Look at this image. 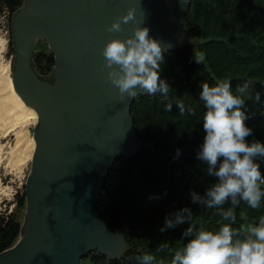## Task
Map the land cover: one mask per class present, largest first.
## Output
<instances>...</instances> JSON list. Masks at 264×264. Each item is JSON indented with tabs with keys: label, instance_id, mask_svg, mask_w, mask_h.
I'll return each mask as SVG.
<instances>
[{
	"label": "water",
	"instance_id": "obj_1",
	"mask_svg": "<svg viewBox=\"0 0 264 264\" xmlns=\"http://www.w3.org/2000/svg\"><path fill=\"white\" fill-rule=\"evenodd\" d=\"M192 0H25L13 20L16 93L38 116L35 151L26 180V217L16 245L0 264H80L92 252L118 259L126 248L95 212L117 159L134 158L143 141L126 99L107 80L103 50L138 26L164 45L162 55L185 48L183 29ZM136 23L108 28L128 9ZM56 60V83L41 81L31 62L37 41ZM170 46V47H169ZM123 100V101H122Z\"/></svg>",
	"mask_w": 264,
	"mask_h": 264
},
{
	"label": "trees",
	"instance_id": "obj_2",
	"mask_svg": "<svg viewBox=\"0 0 264 264\" xmlns=\"http://www.w3.org/2000/svg\"><path fill=\"white\" fill-rule=\"evenodd\" d=\"M25 5V0H0V15H7L9 24ZM183 29L189 36L187 46L168 53L160 62L161 80L168 83V97L159 92L140 96L131 108V117L142 150L132 159H117L106 179L101 203L95 207L101 224L114 235L122 236L126 248L118 259L92 252L80 264H145V254L155 257L149 264H171L176 251L182 249L201 230L216 232L224 224L220 212L230 202L209 208L207 192L219 179L208 175V165L198 156L204 141L203 115L200 101L202 83L210 86L219 80H230L235 92L238 84L252 81L246 97V125L253 129L247 142L264 143V0H192ZM12 67L15 47L9 41ZM196 55H203L202 63ZM53 53L40 50L34 54L33 68L41 78L55 72ZM261 93L256 103L254 94ZM186 111L180 115L177 103ZM172 104L171 111L165 106ZM191 109L193 114L188 113ZM177 150L180 154L177 155ZM264 175V158L257 157ZM219 166V165H218ZM217 166V168H218ZM264 189V185L261 186ZM199 197V199H194ZM187 208L185 222L164 232L166 219ZM26 211V186L15 195L14 209L0 212V255L12 249L20 239L22 216ZM234 229L258 225L264 217V198L260 207L251 209L246 203L236 208ZM191 227L192 235L185 233ZM248 233L241 230L236 240ZM167 245V247H161Z\"/></svg>",
	"mask_w": 264,
	"mask_h": 264
},
{
	"label": "clouds",
	"instance_id": "obj_3",
	"mask_svg": "<svg viewBox=\"0 0 264 264\" xmlns=\"http://www.w3.org/2000/svg\"><path fill=\"white\" fill-rule=\"evenodd\" d=\"M186 2L182 0V3ZM136 22V9L130 8L126 15L111 24L108 32H121L122 25ZM149 33V28L138 26L126 39L109 37L104 47L102 54L107 80L118 89L122 98H136L140 92L151 96L159 92L163 97H168L169 85L160 77L164 45L150 37ZM195 57L197 63L203 62V55ZM251 86L252 81H246L238 84L234 92L231 81L227 79L219 80L212 86L207 82L202 83L200 101L206 109L203 115L205 136L198 158L207 163L208 175L219 179V183L207 192V206L213 208L230 202L231 207L222 210L220 215L223 220L232 223L224 224L216 232H197L195 238L175 252L171 264H264V217L259 219L258 225H242L241 229L232 227L237 220L236 208L241 202L256 209L264 198L261 187L264 185V175L261 164L257 162V157L264 158V143L255 140L249 143L246 139L253 134V129L246 125V120L250 118L246 110V97ZM254 100L256 103L261 101L260 92L254 94ZM177 106L180 115H184V103H177ZM171 109L172 104L165 106L166 111ZM187 111L193 114L190 108ZM179 154L180 150H177ZM185 213L190 219L189 209H181L174 220L166 219L160 231L184 223ZM241 230L248 233L247 238L234 242V236L239 235ZM192 233L193 229L189 227L185 235ZM141 259L149 264L155 257L145 254Z\"/></svg>",
	"mask_w": 264,
	"mask_h": 264
},
{
	"label": "rangeland",
	"instance_id": "obj_4",
	"mask_svg": "<svg viewBox=\"0 0 264 264\" xmlns=\"http://www.w3.org/2000/svg\"><path fill=\"white\" fill-rule=\"evenodd\" d=\"M11 25L7 15H0V66H10L11 77L13 78L12 57L9 55V41L11 35ZM189 43V41H188ZM49 46L39 43L37 51L47 50ZM54 83L56 81L55 73L47 79ZM37 124H28L24 127L18 126L7 135L2 136L0 140V212L14 209L15 195L21 192L26 184L27 177L31 170V161L23 168L13 167V147L15 145L16 135L22 130L34 139ZM26 211L22 216L23 225L25 222Z\"/></svg>",
	"mask_w": 264,
	"mask_h": 264
},
{
	"label": "bare ground",
	"instance_id": "obj_5",
	"mask_svg": "<svg viewBox=\"0 0 264 264\" xmlns=\"http://www.w3.org/2000/svg\"><path fill=\"white\" fill-rule=\"evenodd\" d=\"M37 122V113L25 105L14 89L10 66H0V140L18 126ZM35 147L34 139L21 130L13 147V167L23 169L32 160Z\"/></svg>",
	"mask_w": 264,
	"mask_h": 264
},
{
	"label": "flooded vegetation",
	"instance_id": "obj_6",
	"mask_svg": "<svg viewBox=\"0 0 264 264\" xmlns=\"http://www.w3.org/2000/svg\"><path fill=\"white\" fill-rule=\"evenodd\" d=\"M24 8V7H23ZM22 8V9H23ZM17 14V13H16ZM15 14V15H16ZM14 15V16H15ZM13 20H14V17H13V19H12V23H11V27H13ZM11 34H12V38H13V44H14V47H15V52H16V46H15V43H14V36H13V28H11ZM39 43H44V44H47L45 41H43V40H38L37 41V47H36V49H35V51H34V53H33V57H34V54L36 53V52H38L37 51V48H38V46H39ZM48 45V44H47ZM50 50V49H49ZM33 57H32V62H31V66H32V69L34 70V68H33ZM15 59H16V56H15ZM14 66H15V62H14ZM14 66L12 67V69H13V74H14ZM34 72L36 73V71L34 70ZM55 77H56V66H55ZM36 75L38 76V78L41 80V81H44V82H47V83H49V84H51V85H55V83H56V81L54 82V83H51V82H49V81H47V79L48 78H41L37 73H36ZM50 78V77H49ZM39 122V121H38Z\"/></svg>",
	"mask_w": 264,
	"mask_h": 264
}]
</instances>
